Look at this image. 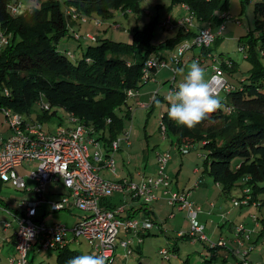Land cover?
<instances>
[{
    "label": "trees",
    "instance_id": "trees-1",
    "mask_svg": "<svg viewBox=\"0 0 264 264\" xmlns=\"http://www.w3.org/2000/svg\"><path fill=\"white\" fill-rule=\"evenodd\" d=\"M168 1V9L185 4L188 10L181 8L194 15L195 25L185 30L183 26L176 25L181 16L172 21L168 15L162 23H158L157 16H154L142 26H133L130 42L97 35L95 40H91L85 38L87 31L81 34L77 29L73 37L77 34V40L82 37L91 43L73 60L69 54L67 56L57 49V42L67 34L68 26L80 27L95 14L100 16V21L114 19V11L123 15L130 12L139 14L140 0H41L39 6L16 14H12L8 6L22 1L0 0V32L10 35L8 43L0 49V107L31 116L36 108L34 104L43 98L50 106H62L80 122L92 125L97 138L104 146L109 145L123 132L124 119L130 118L132 106L128 103L127 91L138 90L147 82L141 78L146 58L175 48L182 38H191L206 21L216 26L221 24L224 17L219 14L228 11L230 0ZM249 1L240 0V3L244 6ZM68 7L75 9L76 17L66 12ZM254 12L258 18L255 28L246 34L247 53L244 56L250 62L249 68L242 69L237 61L230 58L229 65L224 63V58L221 59L220 66L232 85L230 91H222L218 96L222 107L189 129L177 126L168 118V104L162 121L165 136L171 135L172 142L202 144V148L207 150L202 171L220 185L223 194L229 195L235 187L248 186L252 200L264 206V64L259 60L264 49V0L254 3ZM168 17L169 22H166ZM112 23L116 24L115 21ZM157 23L161 29L176 28L175 34L153 43ZM216 40L217 36L212 43ZM198 51L211 52V46ZM71 55L74 57L73 53ZM4 89L8 90L7 94ZM158 99L162 97L157 95L149 107L154 106ZM50 110H42L38 120L56 115L55 109ZM120 110H123V115H119ZM236 158L239 160L232 165ZM2 183L0 180V191ZM115 196L118 195L102 200L101 205L113 208L120 204ZM7 208L4 211L12 218L18 212ZM140 208L148 215L146 207ZM262 234L264 231L259 234L260 238ZM68 246L57 249L56 264H66L67 260L82 255ZM139 248L140 245H136L135 250L140 253ZM29 262L32 264V259ZM136 264L145 263L138 261Z\"/></svg>",
    "mask_w": 264,
    "mask_h": 264
},
{
    "label": "built area",
    "instance_id": "built-area-1",
    "mask_svg": "<svg viewBox=\"0 0 264 264\" xmlns=\"http://www.w3.org/2000/svg\"><path fill=\"white\" fill-rule=\"evenodd\" d=\"M181 6L188 10L185 4ZM8 7L12 14L22 13L24 10L22 2L10 3ZM66 9V12L73 17L77 16L78 13L73 7ZM219 15L224 19L227 18L225 11ZM169 19L168 17L166 22H169ZM194 20V15L188 11L177 20L176 25L183 26L187 30L193 26ZM93 24L100 26V19H94ZM217 27L219 28L217 31L210 26L199 27L189 40L178 43L175 48L163 54H151L142 66V80H153L156 71L163 67L169 68L176 74L185 52L193 46L199 48L210 46L224 25L221 23ZM9 36V33L0 32V49L8 43ZM74 37L78 39L79 35L75 34ZM85 38L96 39L91 33H86ZM214 56L210 52H198L193 57L199 63H203L206 57L216 60L217 56L213 58ZM230 62L229 58L224 59L225 64L229 65ZM209 79L218 96L222 91L228 92L232 89L220 64L211 65ZM176 89L177 87L172 84L170 91ZM4 92L7 94L8 90L4 89ZM136 92L135 89H129L127 95L132 98ZM156 96L153 94L148 103L137 102L136 105L148 107ZM38 105L42 110H49L51 107L43 98H39ZM225 108L230 109V107ZM0 111L5 113L8 124V134L5 136L0 134V180L29 193L17 202L18 212L13 217L17 229L14 232L13 251L7 255V264H30V254L34 247L37 250L50 248L57 250L78 241L80 237L88 242L94 254L107 257L106 264L113 263L117 239L125 248V255L131 254L133 252L131 239L135 237V244L140 245L143 241L142 231L150 229L153 223L147 215L142 217L124 215L125 203L113 208L101 205L102 200L117 194L122 195L124 199L127 197L131 200L142 199L146 204L165 196L169 205L186 209L187 212L189 229L177 231V236L186 235L190 238L196 236L208 243L209 248L225 245L222 236L217 242L208 239L204 232V224L197 218L200 206L190 200L191 189L198 186L200 180H195L187 189L179 190L173 187L172 178L166 172L167 163L171 159L169 150L156 152L155 174L137 172L138 180L108 179L97 173L91 157L101 162L102 166L115 169L112 154L119 148L122 140L130 142L128 132L122 137L118 135L113 139L108 151L102 153L100 151L102 145L93 126L80 122L72 113L68 115L71 124L59 123L55 132H49L43 129L41 122L24 113L6 107H0ZM162 115L163 112L160 114L159 123L161 132L165 135ZM90 145L94 146L92 152ZM179 150L181 153H186L189 148L180 146ZM19 166L29 171L21 173L18 170ZM231 202L236 206L258 204V201L252 200L251 189L248 186L240 188V194L232 197ZM39 208H45L41 216H38ZM70 208L85 212L72 227H67L60 221L47 222L42 216L47 211L51 213ZM10 225L11 221H5L3 228ZM120 231L123 237H119ZM25 232H31V238L26 239ZM233 233V239L239 245H244L243 241L249 239V233L242 223L234 226ZM261 239L264 240V234L261 235ZM158 251L163 258H170L169 249L160 248ZM247 253V251L240 253L239 264H257L247 259Z\"/></svg>",
    "mask_w": 264,
    "mask_h": 264
},
{
    "label": "rangeland",
    "instance_id": "rangeland-1",
    "mask_svg": "<svg viewBox=\"0 0 264 264\" xmlns=\"http://www.w3.org/2000/svg\"><path fill=\"white\" fill-rule=\"evenodd\" d=\"M24 6V10H28L33 7L39 6L41 0H20ZM260 0H250L246 2L244 6L241 5L240 0H230L229 9L226 11L227 18L222 22L224 27L221 29L220 33L217 35L218 40L212 43L211 52L216 55V60L211 57H206L203 63H199L203 67L208 75L211 73V65L216 63L220 64L221 59L231 58L239 63L242 69L246 70L250 66L249 60H247L244 55L247 53V39L246 35L249 30L255 28V21L258 18L254 12V3ZM168 0H140L141 11L139 14L133 12L128 13V15H123L120 11H114V19H102L101 25L96 27L93 24L94 19H99L96 14L92 15L88 22L82 24L80 27L68 26V32L57 42V49L61 52H65L69 58L75 60L84 51L86 45L91 43L88 39L80 40L74 39L73 33L75 30L79 29L82 32L91 33L97 36H105L115 41L130 42L132 37V29L134 25L142 26L145 22L157 16V21L164 22L165 18L170 15L172 21L178 18L180 15L186 14V11L180 7V5H175L171 9H168ZM120 10V9H119ZM128 11V10H126ZM113 21L116 24L113 25ZM155 27V36L152 40L153 43L157 44L163 41L165 38L173 36L176 32V28H165L161 29L160 25ZM196 20L193 22L195 25ZM201 26H210L214 31L219 28L215 23L206 21L202 23ZM216 26V28H214ZM1 30V28H0ZM190 38H182L180 42L189 40ZM200 48L193 46L188 49L185 54L187 58L193 53L194 50ZM200 52V51H199ZM74 54V57L71 55ZM196 53V54H197ZM194 54V53H193ZM185 60V58H184ZM194 57L191 61H194ZM259 60L264 64V49H262L259 54ZM196 61V60H195ZM189 63V64H190ZM185 68V73L187 71V65ZM245 73V72H244ZM241 74V73H240ZM239 74V75H240ZM243 76V74H242ZM174 77V78H173ZM182 75L178 72L173 74V72L167 67L159 69L157 77L153 80L147 81L143 86L140 87V92L150 89L151 96L153 94L162 97L158 99L154 106L152 107H140L135 104L136 100L143 103H148L143 101L139 96L137 99L134 97L129 98L128 103L132 106L130 118L124 119V130L120 134V137L124 136L126 132L129 133L128 139L130 145H126L124 142H120V147L117 151H114L112 156L115 160V170L110 172L113 175H122L121 178L132 177L136 179L137 172L151 174L154 170V162L156 160V152L169 150L171 154V159L167 163L166 172L172 177V181L177 180L178 188H187L191 185L193 181L200 180L202 182L198 187V190H209L205 192L208 195L206 204H199L195 201L197 205L200 206V211H212L210 217L199 214V220L205 226L204 232L209 240L217 242L218 238L222 236L225 240L224 246H218L216 248H209L208 243L199 239L198 237H177V231H187L189 229V220L186 210H176L168 204L165 196H161L165 203L166 209L158 208L155 206V212L151 215L152 218L156 219L153 223V230L150 234L143 236V241L140 244V253L133 250L131 254L125 255V248L122 247L118 239L115 241L116 247L114 251V258L112 264H136L138 261L144 262L146 264H239V255L243 251H247V259L253 263L260 264L257 261L250 259L249 254L258 253V260L261 264H264V241H259L256 244L257 236L264 231V206H236L231 203V199L225 197L222 193L221 188L216 185V182L212 179L210 175L206 172L202 173V159L204 154L207 152L206 149L202 148L200 142H195L190 146L189 152L184 154L181 153L177 145L172 142L171 135H163L160 129V114L165 111L168 107V101L166 100L167 94L170 92L171 85L177 87L178 83L182 81ZM153 81H156L153 83ZM159 102V104L157 103ZM35 111L29 115L30 118L38 120V114L42 112L38 102L35 104ZM51 110H56V115L50 118L41 119L42 127L45 131L55 132L56 127L59 123L65 125L66 123L71 124L68 119V111L62 106L52 107ZM50 110V109H49ZM50 110V111H51ZM123 115V110L119 111V115ZM8 124L6 122L5 113L0 111V132L3 133ZM192 143V142H191ZM102 153L103 150L100 149ZM144 153L147 161L146 167L144 166L145 161L142 159V154ZM239 159L233 160L232 165H234ZM179 168V170H177ZM198 169L194 172L193 169ZM21 173L28 172L22 166L18 167ZM102 175V173H101ZM110 176V175H109ZM120 178V179H121ZM28 183H30L28 181ZM207 183V184H205ZM176 188V183L173 184ZM192 186V185H191ZM197 188L193 187L191 192ZM235 187L231 190L234 195L238 194V190ZM181 190V189H180ZM29 193L26 191H21L16 189L10 183H2L0 196L3 202L0 203V264H7V244L3 241L4 236L12 231L15 232L17 229V224L12 215H10L5 208L9 210L17 208L18 200L26 197ZM191 200V198H190ZM219 202L223 206V210H228L232 208L231 212L227 214L222 220L221 224H217L220 220L219 211H215L216 207L214 202ZM136 202L140 205L144 201L142 199H136ZM213 203V205L211 204ZM162 207V206H161ZM246 207V209L244 208ZM45 211V208L38 209V216ZM63 211L57 212H45L42 216H45L46 220L50 221H60L64 222L67 227H72L76 220V215L71 218L69 216H63ZM73 213L80 214L78 209L73 210ZM173 213V216L170 214ZM141 212L137 211L136 215L139 217ZM238 214L241 216L238 217ZM208 217V218H207ZM256 217H258L256 219ZM261 219V220H259ZM202 220V221H201ZM256 220L258 221V227L256 228ZM5 221H11L12 227H8L3 230V223ZM236 221L237 224H244L247 232L249 233V239L244 240V245H239L234 241V233L229 228L230 222ZM239 222V223H238ZM122 231H120L119 237H121ZM118 237V238H119ZM136 238L131 239V246L136 247ZM176 244V250L171 253L169 259L163 258L159 253L160 248H167L170 250L171 246ZM70 250H76L83 254H94L92 248L88 242L80 237L78 241L71 242L68 246ZM262 249V252L260 251ZM36 252L33 256L32 264H55L58 251L54 248L50 249H34ZM227 258H226V257Z\"/></svg>",
    "mask_w": 264,
    "mask_h": 264
},
{
    "label": "clouds",
    "instance_id": "clouds-1",
    "mask_svg": "<svg viewBox=\"0 0 264 264\" xmlns=\"http://www.w3.org/2000/svg\"><path fill=\"white\" fill-rule=\"evenodd\" d=\"M177 72L183 79L178 83L177 89L170 91L166 96L170 105L167 115L177 126L191 129L206 119L210 113L221 108L222 104L211 86L205 69L198 61L194 60L187 65L186 73L185 68H179ZM24 235L27 239L31 238L32 233L25 232ZM106 260L107 257L104 255L83 254L67 260L66 264H106Z\"/></svg>",
    "mask_w": 264,
    "mask_h": 264
},
{
    "label": "crops",
    "instance_id": "crops-1",
    "mask_svg": "<svg viewBox=\"0 0 264 264\" xmlns=\"http://www.w3.org/2000/svg\"><path fill=\"white\" fill-rule=\"evenodd\" d=\"M181 7V6H180ZM180 16H182V15H180ZM179 16V17H180ZM178 17V18H179ZM214 28H216V26L214 27ZM199 52V51H198ZM193 53L194 54H196L197 53V50H194L193 51ZM193 53H191L190 54V56L187 58L185 55L183 56V59H182V61H181V63H180V67H183L185 64H189L190 63V61H191V58L193 57ZM213 56H214V54L212 53V52H210ZM216 56V55H215ZM215 56L213 57V58H215ZM184 58H185V60H184ZM231 59V58H230ZM179 67V68H180ZM158 72H159V70L158 71H156V73H155V78L157 77V74H158ZM156 81H153V83H155ZM140 97V98H142L143 99V101H146V102H148L149 101V99H150V96H151V91H150V89H148V90H145V91H143V92H140V90H137V92H136V94H135V96H134V99H137V97ZM137 102H141V101H139V100H136L135 101V104L137 103ZM166 110V109H165ZM8 128V127H7ZM6 128V130L3 132V133H1L0 132V134L1 135H3V136H5V135H7L8 134V129ZM121 134V133H120ZM119 134V135H120ZM100 141V143H101V145H102V150H103V152L105 153L106 152V150H108V148H109V145H106V146H104V143L101 141V140H99ZM121 142H124L126 145H130L131 143L129 142V143H127V142H125L124 140H122ZM175 143V142H174ZM176 145H177V147L179 148L180 146H188V148L190 149V146L193 144V143H187V142H184V143H181V144H177V143H175ZM119 147H120V145H119ZM90 149H91V152L94 150V146L93 145H90ZM119 149V148H118ZM117 149V150H118ZM116 150V151H117ZM189 152V150L186 152V153H188ZM186 153H184V154H186ZM204 157V156H203ZM142 159L145 161V163H144V166L146 165V161H147V159H146V157H145V155H144V153L142 154ZM91 161H92V163L94 164V166L96 167V171H97V173H99L100 175H101V173H102V177H105V178H108V179H120L121 177H122V175H113V174H110V172H114V170L115 169H110V168H108V167H106V166H102L101 165V162H99V161H97V160H95L93 157H91ZM202 162H203V159H202ZM154 170H152V172L153 173H151L150 175H152V174H155V170H156V160H155V162H154ZM146 167V166H145ZM177 170H179V168L177 169ZM194 170V172H196V171H198V169L196 168V169H193ZM110 171V172H109ZM202 173H205V172H203L202 171V169L200 170ZM145 173V172H144ZM145 174H147V173H145ZM110 175V176H109ZM136 176H137V178L136 179H133L132 177H128L129 179H132V180H138L139 179V177H138V174H136ZM172 178V177H171ZM174 183H176V189H184L183 187L182 188H178V186H177V180H174L173 181V184ZM194 183V181L192 182V184ZM202 182H200L199 183V185L201 184ZM191 184V185H192ZM205 184H207V183H205ZM191 185H188V187L187 188H189V187H191ZM198 185V186H199ZM216 185L218 186V187H220V185H218L217 183H216ZM197 186V188L195 189V190H193L192 192H191V194H190V198L193 200V201H196V202H198L199 204H201V203H203V204H206L207 203V199H206V197L208 198V195L209 194H206L205 192H208L209 190H206V191H203V190H198L199 189V187ZM174 187V186H173ZM187 188H185V189H187ZM238 191V194L237 195H234V194H232V193H230L229 195H225V197H228V199H231L232 197H235V196H238L239 194H240V188H236ZM118 195V194H117ZM115 198V200H120L121 202L120 203H125V208H126V210H125V212H124V215H127L128 213H132V214H134V216H137L136 215V212L137 211H139V212H141V216H139V217H142V216H144V215H146V213H145V211L143 210V209H141L140 207H143V208H145L146 207V211L148 212V217L151 219V221H152V223H154V222H156V219H154V218H152V214L155 212V206L156 207H158V208H162V209H166V203H165V201H164V199L162 198V197H160V198H158V199H156V200H153L152 202H150L149 204H138L137 202H136V199H134V200H131V198H129V197H127V198H123V196L121 195H118V196H115L114 197ZM212 203V202H211ZM215 203V206H217L216 207V210L215 211H219V216H220V220L219 221H217V224H221V222H222V220L224 219V217H226L227 216V214H229L230 212H231V210H232V208H231V210L230 209H228V210H223V206L219 203V202H214ZM232 203V202H231ZM162 206V207H161ZM249 205H247V207H248ZM255 206H259L258 204L257 205H255ZM261 207V206H260ZM172 208H174L173 206H172ZM176 208V210L178 211V210H186V209H178L177 207H175ZM245 209H246V207H244ZM76 208H70V209H67V210H65L66 212H64L63 213V216H69V217H71V218H73L75 215H76V218H75V220L77 221L78 220V218L81 216V215H83V214H85V212H83V211H81V210H78V212H80V214H76V213H73V210H75ZM212 211L213 210H211V211H206V212H204L203 210L202 211H200L199 213H197V218H199V214H203V215H205V216H207V215H209L208 217H210V215H211V213H212ZM138 217V216H137ZM207 217V218H208ZM238 217H240L241 218V216L238 214ZM44 220L45 221H47V222H51L50 220H46L45 219V216H44ZM259 220H261V219H259ZM200 221V220H199ZM202 221V220H201ZM203 222V221H202ZM230 222V221H229ZM204 223V222H203ZM239 223V222H238ZM205 224V223H204ZM237 223H236V221H233V222H230V224L228 225L229 226V228L232 230V231H234V226L236 225ZM261 225L262 226H264V223H261ZM11 227L13 226V225H10ZM9 226V227H10ZM153 225L151 226V228L150 229H148V230H144V231H142V236H144V235H147V234H150L151 232H152V230H153ZM255 227L257 228L258 227V225H255ZM8 228V227H7ZM7 228H3V230H6ZM122 237L124 236L123 234L121 235ZM178 237V236H177ZM188 237V236H187ZM13 240H14V232L12 231L11 233H8V234H6L5 236H4V239H3V241L7 244V246H8V249H7V253H6V255H8L9 253H12V251H13ZM256 240V244L259 242V241H264V240H262L260 237H259V235L257 236V238L255 239ZM176 244H174L173 246H171V248H170V251H171V253L173 254V252H175V250H176ZM33 249H35V247L33 248ZM140 249V248H139ZM133 250H135V247H133ZM261 252H262V249L260 250ZM36 251L35 250H32L31 251V254H30V259H32L33 258V256H34V253H35ZM249 256H250V259H252L253 261H257V262H259L260 264H261V261L260 260H258L257 258H258V256H259V254L258 253H250L249 254ZM7 257V256H6ZM226 257V256H225ZM227 258V257H226ZM32 261H33V259H32ZM56 264V263H55ZM146 264V263H145Z\"/></svg>",
    "mask_w": 264,
    "mask_h": 264
}]
</instances>
